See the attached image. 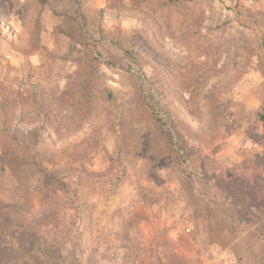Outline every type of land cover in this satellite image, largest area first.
<instances>
[{
	"label": "rangeland",
	"instance_id": "obj_1",
	"mask_svg": "<svg viewBox=\"0 0 264 264\" xmlns=\"http://www.w3.org/2000/svg\"><path fill=\"white\" fill-rule=\"evenodd\" d=\"M98 4L0 0V264H195L264 193V0Z\"/></svg>",
	"mask_w": 264,
	"mask_h": 264
},
{
	"label": "crops",
	"instance_id": "obj_2",
	"mask_svg": "<svg viewBox=\"0 0 264 264\" xmlns=\"http://www.w3.org/2000/svg\"><path fill=\"white\" fill-rule=\"evenodd\" d=\"M99 1L100 8L104 0ZM254 166L251 163L248 170ZM213 192L209 193L212 202L208 224L213 245L210 254L200 255L195 264H264V193H251V198L245 193H231L222 199L214 198ZM182 260V264L187 263Z\"/></svg>",
	"mask_w": 264,
	"mask_h": 264
}]
</instances>
